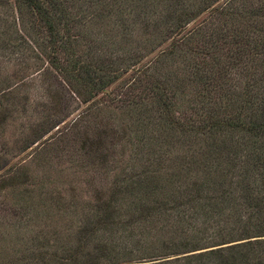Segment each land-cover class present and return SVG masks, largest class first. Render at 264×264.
<instances>
[{"label":"trees","instance_id":"16d2710c","mask_svg":"<svg viewBox=\"0 0 264 264\" xmlns=\"http://www.w3.org/2000/svg\"><path fill=\"white\" fill-rule=\"evenodd\" d=\"M218 1L0 0V10L7 2L33 51L44 52L82 102L207 13L188 37H173L124 84L121 115L135 112L137 91L156 107L157 129L141 138L148 139L149 153L158 146V165L150 167L151 160L127 176L118 172L87 199L76 184L52 195L49 221L37 215L24 231L23 223L14 226L13 241L0 237L12 250L0 264H264V0H242L239 7ZM129 21L134 38L127 35ZM5 27L0 13V43L10 48ZM186 39L185 49H177ZM220 45L226 52L218 58ZM250 57L260 65L256 70L243 65ZM8 79L0 76V123L17 99ZM96 102L88 108L97 109ZM47 123L35 122L32 142ZM117 129L83 135L97 163H107ZM21 167L0 177V188L9 183L14 192L15 212L35 202L30 188L19 185L30 178Z\"/></svg>","mask_w":264,"mask_h":264},{"label":"rangeland","instance_id":"374dc122","mask_svg":"<svg viewBox=\"0 0 264 264\" xmlns=\"http://www.w3.org/2000/svg\"><path fill=\"white\" fill-rule=\"evenodd\" d=\"M245 1L247 3V0ZM225 2L226 0H219L218 4ZM231 4L239 7L242 0H232ZM4 5V9L0 10L7 22L4 34L8 39L12 37V40L9 44L10 48H2L0 43V76L9 78L6 83L7 89L15 90L17 99L14 102L16 104L11 106L13 109L10 116L5 122L3 121L4 123L1 122L3 124L0 126V177L4 178L16 173L17 168L22 171L24 169L21 166H26L25 169L29 172L30 178L19 185L22 189L25 186L30 188L35 201L32 206L15 212L16 197L14 192L7 187L10 184L6 183L0 188V237H7L13 241L9 232L15 230L14 226L17 223H23L22 231H24L25 225L32 222L37 215L42 216L46 221L50 220L52 207L50 197L56 196L57 192L65 195L69 192L67 189L76 184L78 191L82 192L79 196L87 199L86 195H91L92 189L103 187L118 172L127 176L128 171L142 168L151 160L150 167L158 165L160 160L158 146L152 147L156 152L149 153L145 149L148 146V139L141 138L146 133L151 134L152 130L157 129L154 128L159 123V115L155 112L156 107L151 99H141L145 95L143 91H137L141 93V98L135 94L132 97L135 99L134 105H137L133 106L136 114L130 112V114L121 115L123 105L120 99L125 97L126 90L124 84L126 81L132 82L135 78L133 77L135 70L142 65H147L161 48L167 49L173 37L177 39L185 32L188 37V31L195 28L207 13L200 14L199 17L185 25L183 30L174 33L170 39L152 52L141 56L139 63L123 77L117 79L113 85L95 93L88 102H82L72 93V89L61 76L56 75L49 58L42 54L44 52L33 51V45L27 41L29 33L13 17L14 12L7 6V2ZM161 11L159 7L156 9V18L159 17ZM126 15H129L128 9ZM130 22L133 23L129 21L125 24L130 29L127 35L131 38L133 34L134 38L136 31L132 32L134 27L131 30ZM107 27L109 26L100 28L101 35L108 33ZM116 36L124 39L123 35ZM25 39L26 41H23ZM186 43L187 39L178 45L177 49L182 46L185 49ZM220 47L218 58L226 52L224 47L221 45ZM59 57L63 61L62 53H59ZM250 59L251 61L244 60L243 65L249 66L252 70L259 68L260 65L257 66L255 59L253 57ZM184 63L183 61V65L181 63L180 65L186 67ZM240 67L235 68L236 72L241 69ZM226 75L228 77V71ZM238 81L240 82L239 79ZM53 95L57 96L52 98ZM92 101H97V109L88 108ZM108 108L109 110H106ZM111 109L116 113L115 115L112 114ZM145 114L147 118L144 117ZM40 119L48 120L46 126L43 127L46 133L32 142L37 137L31 134L33 125ZM144 119L150 122V126L145 129L142 125ZM114 127H120V129H117L116 137L114 136L109 143L111 152H109L108 161L97 163L92 159L94 154L82 145L83 135L90 136L93 132L110 130ZM140 131L143 132L141 136H138ZM54 213L57 214V210ZM48 225L45 226L44 231L48 229ZM35 233L32 231L31 237ZM1 238L0 258L3 259L9 256L12 250L7 249L6 243Z\"/></svg>","mask_w":264,"mask_h":264}]
</instances>
